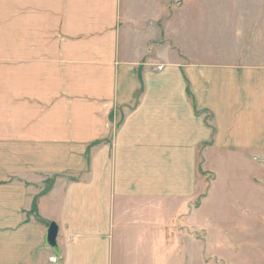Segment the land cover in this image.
<instances>
[{
  "label": "crops",
  "instance_id": "obj_1",
  "mask_svg": "<svg viewBox=\"0 0 264 264\" xmlns=\"http://www.w3.org/2000/svg\"><path fill=\"white\" fill-rule=\"evenodd\" d=\"M260 175L264 0H0V264H173Z\"/></svg>",
  "mask_w": 264,
  "mask_h": 264
},
{
  "label": "rangeland",
  "instance_id": "obj_2",
  "mask_svg": "<svg viewBox=\"0 0 264 264\" xmlns=\"http://www.w3.org/2000/svg\"><path fill=\"white\" fill-rule=\"evenodd\" d=\"M260 178L262 180L259 184L260 188L256 186L253 189L255 190L254 202L260 203V207L264 209V176L260 175ZM215 181L210 175V180L207 181V189ZM216 184L221 185V183ZM205 197L206 225H215V227H207L204 231L195 229L194 224H191L192 222L197 223L194 220L197 218L195 214L189 215L188 219L184 218L185 216L177 218L174 223V228H177L175 232L183 240L175 249L173 264H264V213L259 215V219L255 215L252 222L246 223L245 216H243L244 220H241L237 215L245 209L239 207L240 204H237L239 200L229 199L228 209L221 211L217 204L214 205L217 199L212 194L209 195L207 190ZM199 198L201 202L202 197ZM194 201L200 203L197 198ZM217 202L220 205L223 204ZM260 220L261 222H259ZM246 224L249 227L253 224V231L241 227ZM177 253L184 259L178 261L180 256H176ZM55 261L56 259L52 257L53 264L56 263Z\"/></svg>",
  "mask_w": 264,
  "mask_h": 264
},
{
  "label": "water",
  "instance_id": "obj_3",
  "mask_svg": "<svg viewBox=\"0 0 264 264\" xmlns=\"http://www.w3.org/2000/svg\"><path fill=\"white\" fill-rule=\"evenodd\" d=\"M57 233H58L57 225L55 223L51 222L48 225L45 241H46L47 247L51 248L55 252V254L58 256L59 255V247L57 245V240H56Z\"/></svg>",
  "mask_w": 264,
  "mask_h": 264
}]
</instances>
